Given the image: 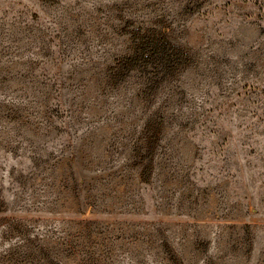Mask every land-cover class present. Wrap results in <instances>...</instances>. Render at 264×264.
I'll return each mask as SVG.
<instances>
[{"label": "rangeland", "instance_id": "1", "mask_svg": "<svg viewBox=\"0 0 264 264\" xmlns=\"http://www.w3.org/2000/svg\"><path fill=\"white\" fill-rule=\"evenodd\" d=\"M0 264H264V0H0Z\"/></svg>", "mask_w": 264, "mask_h": 264}, {"label": "trees", "instance_id": "2", "mask_svg": "<svg viewBox=\"0 0 264 264\" xmlns=\"http://www.w3.org/2000/svg\"><path fill=\"white\" fill-rule=\"evenodd\" d=\"M168 42L163 38L160 39L156 45L153 43V39L140 40L138 42V48L134 51L132 55L126 58V63L132 66V68L137 67H147L152 58V54L163 59L165 62V68H171V54L168 48Z\"/></svg>", "mask_w": 264, "mask_h": 264}]
</instances>
